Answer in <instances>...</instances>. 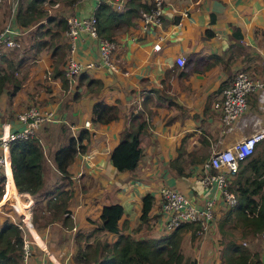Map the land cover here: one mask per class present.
I'll return each mask as SVG.
<instances>
[{
	"label": "crops",
	"instance_id": "0c3cea01",
	"mask_svg": "<svg viewBox=\"0 0 264 264\" xmlns=\"http://www.w3.org/2000/svg\"><path fill=\"white\" fill-rule=\"evenodd\" d=\"M101 1L105 0H76L71 7L64 5L56 13L89 17ZM10 17V27L20 30L14 24V16ZM131 22L130 26L121 24L113 32L115 71L100 64L96 41L79 33L75 39L77 59L93 63L94 67L69 79L64 77L66 84L62 86L59 78H50L53 62L49 48L45 52L34 50L30 63L21 55L11 83L0 95V135L22 129L16 115L30 106L50 111L54 119L34 132L44 160L41 186L33 195L18 192L22 203L18 202V207L12 204L18 221L28 232V264H79L73 261L78 248L92 246L95 241L113 243L116 235L95 230L104 205L122 207V235L134 239L162 237L159 189L172 188L200 207L215 194L214 186L207 188L199 182L202 163L212 147L226 148L251 132L247 128L240 136L237 130L223 133L212 103L237 70L264 82V0H162L159 25L144 26L138 16ZM233 29L240 35L237 42L231 37ZM207 32L211 34L208 36ZM33 42L32 39L29 51ZM61 43H68L65 33ZM63 52L66 55L67 46ZM179 57L185 59L181 67L175 64ZM212 57L220 61L214 62ZM65 59L66 56L57 66L62 72ZM38 62L40 69L30 68ZM22 72H30L28 83L35 80L36 85L42 86L26 91L25 85L21 87L25 77ZM27 94L32 97L29 99ZM97 102L114 106L115 120L92 124L91 107ZM248 107L258 117V126H264V115L253 96L248 98ZM139 121L145 123L140 134L141 157L132 171L118 173L110 164V152L129 123L135 125ZM84 123L88 126L84 127ZM60 125H67L73 135L81 129L89 133L88 140L82 142L83 152L76 154L67 166L66 176H61L51 161ZM176 150L184 153L187 161H193L183 167L190 173L188 177L169 171L167 161ZM200 156L203 159L197 162ZM59 193L67 198V214L61 215L56 207L47 209L49 203H60L56 201ZM145 194L153 199L149 222L138 226L140 198ZM63 215H67L64 224ZM221 215L220 210H215L210 229L196 234L193 241L189 234L183 236L180 247L192 260L190 264H219L222 246L216 223ZM2 216L15 221L8 212H2ZM257 242L258 250L251 244L247 247L264 264V244L259 239Z\"/></svg>",
	"mask_w": 264,
	"mask_h": 264
},
{
	"label": "trees",
	"instance_id": "16d2710c",
	"mask_svg": "<svg viewBox=\"0 0 264 264\" xmlns=\"http://www.w3.org/2000/svg\"><path fill=\"white\" fill-rule=\"evenodd\" d=\"M61 1L67 5L76 0H49V4ZM20 2V3H19ZM15 13L14 24L19 29H26L34 23L45 20L52 24V30L48 28L36 35V38H43L49 35L54 40L49 55L55 57L60 54V63L55 60L51 64L52 70L50 78H59L61 85L66 84L63 72L57 69L62 64L66 55L58 44L57 40L62 37L66 31V19L61 17L59 20L47 18L44 9L41 7L43 0H19ZM151 3L144 0H125L124 9L116 11L105 1L97 4L92 12L96 20V34L100 38L113 41V32L121 24L130 26L131 19L140 16V11H147L151 8ZM208 36L210 32L206 33ZM232 39L237 42L240 35L237 29L232 30ZM46 42L37 45V49H43ZM61 49V52H60ZM13 48H6L3 51L5 55L0 61V95L5 92L6 86L11 83L16 73L15 65L21 58V54L14 53ZM213 61H220L218 57ZM15 67V68H14ZM18 85L16 86V88ZM116 118V108L103 102L94 103L91 107L92 124H106ZM145 127L144 121H139L135 125L129 123L126 132L121 133L118 142L112 148L109 161L113 169L120 172L132 171L140 157V134ZM56 137L57 147L52 154L51 161L61 176H66L67 166L74 160V156L83 152L82 142L88 140L89 133L85 129L79 130L73 135L69 127L60 125L57 129ZM204 140V139H203ZM256 149V150H255ZM254 155L248 157L238 165L236 174L231 178L228 189L235 195V205L222 212L220 221L216 223V230L219 234V241L222 249L219 255V264H260L258 256L248 247H243L232 238H225L227 234L223 229L225 223H229L231 229L239 231L240 238H256L264 231V141L255 147ZM253 151V152H254ZM8 153L10 162V171L12 176L8 175L6 191L14 193H27L33 195L39 190L42 183L41 163L42 150L37 136L34 134L25 139H12L8 142ZM184 153L179 150L167 161L171 174L180 177H188L189 172H185L183 167L190 165L193 161L188 157H183ZM188 156V154H186ZM203 159L200 156L197 162ZM13 185L15 187L12 186ZM2 176L0 175V193L2 192ZM61 193V192H60ZM58 195L60 203L53 206L47 205V209L56 207L62 214H67L66 201ZM21 199L22 195L17 196ZM56 198V197H54ZM152 196L145 194L140 198L139 225L148 224V213L152 206ZM22 201V199H21ZM3 200H0V205ZM52 209V208H51ZM55 215V213H52ZM1 218L0 226V264H20L22 237L27 236L28 232L21 221L13 222L9 218ZM122 207L118 204L104 205L99 211V223L96 225V231H103L108 235H116L113 243L95 241L92 246H86L84 249L78 248L73 256L74 263L79 264H190L192 260L185 256L181 250L180 244L183 236L189 234L190 241L196 236L199 226L195 222L182 221L171 232L162 237H144L134 239L130 235H122ZM67 215H63L62 223H65ZM32 219V223H33ZM226 233V234H225ZM225 234V235H224ZM37 240V238L35 237Z\"/></svg>",
	"mask_w": 264,
	"mask_h": 264
},
{
	"label": "built area",
	"instance_id": "2783aa9c",
	"mask_svg": "<svg viewBox=\"0 0 264 264\" xmlns=\"http://www.w3.org/2000/svg\"><path fill=\"white\" fill-rule=\"evenodd\" d=\"M125 0H105V2L116 11L124 9ZM149 1L152 5L147 11H140L139 19L144 26H157L162 15V0H144ZM19 0H0V5H5L9 9L10 19L14 16L17 3ZM65 35L68 39L67 53L64 64L63 75L69 79L78 75L81 71L94 67L93 63H82L77 59L75 49V39L79 33H85L96 41L97 51L100 64L109 70L115 71L113 64V53L115 44L96 34V20L93 15L89 17H75L69 15L66 18ZM28 29L15 30L5 23L0 28V61L4 54V49L21 48L23 36ZM46 47V46H45ZM37 49L45 52L47 49ZM155 50L158 46L153 47ZM185 62L182 57L175 59V64L181 67ZM1 74V72H0ZM254 97L257 109L264 115V82L250 75L244 70H237L233 73L229 84L224 86L217 98L212 103V109L218 114L221 124V131L229 133L237 130L242 134L248 125L257 126L247 135H241L240 139L223 149L212 147L208 158L202 163L199 182L202 186L211 188L214 186L215 194L206 198L200 207L196 206L191 200L180 192L169 188L161 187L158 191L159 209L163 215V233L166 234L175 229L180 222H195L199 228L196 234L207 232L213 220L215 210L224 212L235 205V195L228 189L231 178L236 174L240 162L250 157L255 147L264 141V126H258V117L249 112L248 98ZM16 120L23 124L19 131L9 134L0 135V175L2 176V194L3 200L6 193L8 175L11 177L8 142L12 139H25L34 135L38 127L44 123L53 121V115L50 111H39L35 106H30L16 115ZM88 123H84L87 127ZM10 194L9 198L4 201L5 204H16L17 197L20 193ZM22 195V194H21ZM12 208H14L12 206ZM13 222H15L13 220ZM30 223V222H29ZM27 226V225H26ZM264 244V231L258 237ZM29 241L25 236L22 237L20 264H28L31 255ZM241 244H244L241 243Z\"/></svg>",
	"mask_w": 264,
	"mask_h": 264
},
{
	"label": "rangeland",
	"instance_id": "374dc122",
	"mask_svg": "<svg viewBox=\"0 0 264 264\" xmlns=\"http://www.w3.org/2000/svg\"><path fill=\"white\" fill-rule=\"evenodd\" d=\"M49 0H43L42 4H41V7L44 9L45 11V14L47 15V18H50V19H53V20H59L61 17H64L66 18L68 16V13L67 15H60V14H57V10L64 6V5H67V3H64V2H61V1H56V2H53V4H49L48 3ZM20 3V2H19ZM18 4V3H17ZM72 4H75V1L67 6H70ZM2 5H0V24L2 23H7L8 22V19H9V9L4 6V7H1ZM52 24L53 23H47L45 20H41V21H38L36 23H34L33 25L27 27L28 29V32L23 36L22 38V41H21V48L20 49H17V50H14V53H19L21 55H23L24 57H27V59L29 60L28 63H30L32 61V55H33V52L34 50L36 49V45H38L39 43L41 42H46V47L45 49H48L49 48V51L51 50V46L52 44H54V40L51 39L50 37V33L51 31L49 32V35H45L43 38H36L35 36L36 35H40L41 33H43L47 28L49 30H52ZM2 28V27H1ZM22 29V28H21ZM20 29V30H21ZM33 39V49H30V51L28 50V47L29 45H31V40ZM58 44L61 46V48L63 49V47L66 49V46L64 44H62V37L60 39L57 40ZM68 48V46H67ZM60 52H61V49H60ZM55 62L58 64L60 63V54H58L55 57H52V61ZM41 65H40V62L36 63V64H33L30 66V68H34V69H40ZM23 75H25V77L22 79L23 83L21 84V87L25 85L26 87V91H31V89H38L40 86H42V84H38L36 85L35 84V80H32V82L28 83V80L30 79V72L29 73H23ZM32 78V77H31ZM24 87V88H25ZM22 90V89H21ZM32 94H34L32 92ZM27 96L29 97V99L32 97V95H28ZM2 102V98H1V101ZM257 126H252L251 124L248 125V129L251 131L253 128H256ZM237 134L240 136L241 134L239 132H237ZM235 137H237V135H235ZM256 150V149H255ZM255 153V151L252 153L251 156H253ZM2 191V190H1ZM2 192L0 193V196H1ZM10 194H13V193H8V191H6L5 195H4V198H3V203L4 201H6V199L9 198ZM16 196V195H14ZM14 196H12V198H14ZM17 197V196H16ZM2 198L0 197V200ZM19 203H22L21 199L19 197H17V205H15L16 207L19 206ZM9 205V204H8ZM8 205H1L0 206V215H2V212L4 213H9L11 215L14 216L15 218V221H18L19 219V216L17 214V212L15 211V209H13L12 207H9ZM11 206V205H10ZM3 207V208H2ZM223 215H221L222 217ZM223 229L226 231V235H225V238H232L234 241H236L237 243H239L241 246L243 247H246L247 248V244H251L252 248L255 249V250H258L259 248V244H258V239L259 238H255V239H252L250 237H245V238H240L239 236V231L238 230H235V229H231V226L229 223H225L224 226H223ZM251 241V242H248V241ZM244 244H241L243 243Z\"/></svg>",
	"mask_w": 264,
	"mask_h": 264
}]
</instances>
